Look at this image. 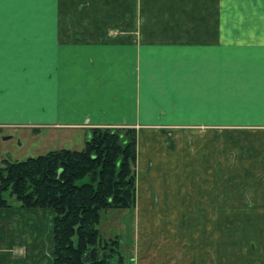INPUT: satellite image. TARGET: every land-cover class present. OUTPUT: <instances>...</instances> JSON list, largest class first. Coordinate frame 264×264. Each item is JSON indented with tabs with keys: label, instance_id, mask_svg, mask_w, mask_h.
Masks as SVG:
<instances>
[{
	"label": "crops",
	"instance_id": "obj_1",
	"mask_svg": "<svg viewBox=\"0 0 264 264\" xmlns=\"http://www.w3.org/2000/svg\"><path fill=\"white\" fill-rule=\"evenodd\" d=\"M234 1L5 2L0 139L13 133L39 148L65 135L81 149L90 129L134 128L136 208L213 219L224 184L219 129L240 132L246 143L227 159L245 151L243 180L225 184L243 190L221 206L264 217V0ZM169 152L183 164L171 166ZM54 218L0 208V264H53Z\"/></svg>",
	"mask_w": 264,
	"mask_h": 264
},
{
	"label": "trees",
	"instance_id": "obj_2",
	"mask_svg": "<svg viewBox=\"0 0 264 264\" xmlns=\"http://www.w3.org/2000/svg\"><path fill=\"white\" fill-rule=\"evenodd\" d=\"M138 133L98 127L80 150L59 149L0 167V208L52 209L53 264H124L103 215L137 205ZM10 194V199L7 198Z\"/></svg>",
	"mask_w": 264,
	"mask_h": 264
},
{
	"label": "rangeland",
	"instance_id": "obj_3",
	"mask_svg": "<svg viewBox=\"0 0 264 264\" xmlns=\"http://www.w3.org/2000/svg\"><path fill=\"white\" fill-rule=\"evenodd\" d=\"M233 135L229 137L226 129H219V177L220 183L224 184L219 187L220 212L217 218L198 219L182 215L175 218L148 217V211L142 208L110 211L103 215L100 225L102 237L105 240L119 239L124 264H264V217L242 216L241 212L233 208L228 213V209L221 206L222 199L232 194L236 196L243 190V184L235 187L225 184L226 179L232 180L234 177L238 182L243 180V170L237 165L243 163L245 151L235 156L239 158V163L227 158L229 152L242 150L246 137L244 140L240 132ZM16 136L8 133L0 139V167L3 166V159L9 157L11 161H22L59 149L80 150L65 135H60L54 141H44L39 148L32 145L34 139L28 137L27 141L21 135ZM206 140L209 145L214 139L209 137ZM190 151L193 150L188 148L186 152L183 149L181 152L189 155ZM168 157L172 160L171 166L183 162L182 154L169 152ZM186 162H190L189 158ZM175 173L177 171L171 175ZM7 198L10 199L9 193ZM179 214L184 213L179 211ZM199 223L204 227L202 235L198 233Z\"/></svg>",
	"mask_w": 264,
	"mask_h": 264
},
{
	"label": "snow or ice",
	"instance_id": "obj_4",
	"mask_svg": "<svg viewBox=\"0 0 264 264\" xmlns=\"http://www.w3.org/2000/svg\"><path fill=\"white\" fill-rule=\"evenodd\" d=\"M5 2H12V0H0V27H2L3 5ZM21 2H30V0H21Z\"/></svg>",
	"mask_w": 264,
	"mask_h": 264
}]
</instances>
